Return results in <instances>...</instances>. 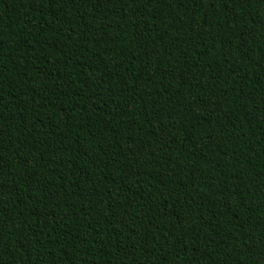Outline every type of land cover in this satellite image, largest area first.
<instances>
[{
    "label": "trees",
    "instance_id": "16d2710c",
    "mask_svg": "<svg viewBox=\"0 0 264 264\" xmlns=\"http://www.w3.org/2000/svg\"><path fill=\"white\" fill-rule=\"evenodd\" d=\"M0 264H264V0H0Z\"/></svg>",
    "mask_w": 264,
    "mask_h": 264
}]
</instances>
